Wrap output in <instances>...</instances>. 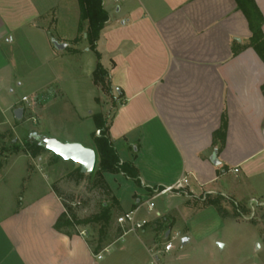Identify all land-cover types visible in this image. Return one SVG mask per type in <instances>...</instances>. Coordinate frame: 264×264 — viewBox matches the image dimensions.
I'll list each match as a JSON object with an SVG mask.
<instances>
[{
  "label": "crops",
  "instance_id": "0c3cea01",
  "mask_svg": "<svg viewBox=\"0 0 264 264\" xmlns=\"http://www.w3.org/2000/svg\"><path fill=\"white\" fill-rule=\"evenodd\" d=\"M254 1L264 17V0ZM103 6L109 19L96 49L109 70L115 100L109 134L121 161L138 168L139 182L123 173H107L105 179L124 177L146 193L143 197L134 190L127 206L108 182L120 202L116 212L134 209L154 188L185 174L191 175L197 194L238 195L253 180L262 187L264 60L253 47H245L251 30L237 1L103 0ZM86 28L80 29L78 0H0V99L6 90L13 91L12 84L43 78L45 82L31 94L53 99L45 101L43 134L94 147L92 139L62 138L60 125L53 122L60 114L53 107L55 99L63 95L59 81L76 78L70 67L88 75L95 87L90 93L93 102L98 104L103 93L93 80L98 58L89 48ZM56 42L66 46L59 48ZM236 49L240 51L234 54ZM65 54L88 57L73 65L64 60ZM20 107L24 116L28 110L22 101L3 108L13 110L14 120L3 128L5 120L0 117V131L18 126L21 119L15 110ZM97 112L101 111L90 104L81 116L91 120L92 134ZM224 123V139L216 141L214 135ZM7 160L0 169L22 171L16 175L9 203L3 204L6 192L0 187V264H209L204 256L184 254L191 237L185 224L179 227L185 233L176 230L174 212H192L188 198L167 194L162 210L157 203L152 210L143 206L139 217L148 220L144 228L122 232L94 253L86 235H68L56 228L64 206L52 188V176L43 177L37 169L30 173L27 154ZM6 174H0V184ZM39 176L44 178L42 189L36 187ZM230 177L237 178L235 186L224 181ZM177 197L183 199L176 201ZM116 226L121 227L117 222ZM175 231L183 234L181 242L165 251L159 245L178 234Z\"/></svg>",
  "mask_w": 264,
  "mask_h": 264
},
{
  "label": "rangeland",
  "instance_id": "374dc122",
  "mask_svg": "<svg viewBox=\"0 0 264 264\" xmlns=\"http://www.w3.org/2000/svg\"><path fill=\"white\" fill-rule=\"evenodd\" d=\"M79 57L65 54L64 60L68 63L69 61L74 62L73 65H79L87 59L88 54ZM90 57L97 62L93 54ZM69 70L75 72L76 75L74 76L76 78L59 81L63 95L58 94L57 99H55V105L53 107L54 109H58L60 114L57 119H53V122L55 125H60L61 133L59 136L62 138L72 136L83 142H88L87 140L92 139L93 146V136L91 133L93 131V124L90 119L81 120V116L86 113L88 106L92 104L110 119L114 112V94L100 92L101 97L99 98V103L93 102L90 93L95 90V87L90 84L88 75L77 71L75 67H70ZM30 81L33 82H24L20 86L12 84L10 88L13 91L11 92L8 89L1 95L0 117L2 120H5V125L2 126L3 128L5 126L7 127L9 120H14L13 110L9 109L7 112H4L2 111L3 108L12 102L15 104L21 101L24 95L29 96L33 94L36 88L43 84L42 82H45L43 78L40 79L38 77L30 79ZM47 99L49 102L53 100L48 97ZM48 100L44 98L38 110L36 108L35 112L28 111L22 117L21 121L16 120L18 126L15 128L9 126L10 130L5 129L0 131V164L3 165L6 163L9 156L27 154L28 170L30 173L34 172V169H37L36 173H39L43 177H46L44 175L50 174L52 176V182H56L57 187L62 191L60 199H65L73 206L76 215L84 219L100 210L101 201L110 199L109 195H106L100 187L94 185V179L97 176L98 161L94 172L86 174L82 182L77 184L68 179L67 174L70 170L77 167L78 164L71 160H63L46 149L42 150L36 156L23 150V146L27 140L34 142V136H42L44 133L41 130L43 123L41 121V115L44 112L45 101L47 102ZM35 114L37 118L33 120L32 117ZM15 144L21 146V150L14 152ZM9 171L4 168L0 169L1 175L9 173L8 175L6 174V180H3L0 184V187L4 188L6 192L2 201L3 204H5L4 201L9 203L7 201H10L11 193L16 189V175L22 169L16 167ZM40 178L41 176L38 178V185L36 187L42 189L45 187V184L40 181L42 179ZM43 179L42 181H44ZM224 181L229 183V187L235 186L236 183L234 181H237V178L230 177L229 179H224ZM108 182L118 197L127 206L130 204L131 195L134 190L139 191L141 194L143 193V197L146 196V193L137 186L136 182L127 180L124 177L109 176ZM26 185L28 186V184ZM242 192L238 195H231L229 193L221 194L220 191L201 194L194 192L189 196L184 192L175 194L176 196L188 198L192 205V212L189 211V215L174 212V220L177 224L176 226H178L176 230L185 233L181 230L182 228H179L185 224L191 237V241L187 244L184 254L187 253L189 257L204 256L208 259L209 264H264V183L260 187V185H256V180H253L250 186L246 185L243 188ZM153 195L154 192L152 191L149 194V198ZM207 195L210 199H219L220 211L212 205L202 208V201L200 199ZM194 197H197L198 200ZM182 199V197H177L175 200L179 201ZM154 201L157 203V209L162 210L165 206L166 195L159 196ZM179 206L182 208L181 204ZM120 214V212H116V216ZM78 229L80 232H84L83 234L86 235L88 240H91L93 234L97 236L89 226H78ZM178 231H175V233H178V237L175 236L176 234H174L176 238L169 236L170 238L163 239L159 246L164 248L168 241L173 240L178 247L182 239L181 236L183 235ZM115 235L114 228L111 231V236Z\"/></svg>",
  "mask_w": 264,
  "mask_h": 264
},
{
  "label": "trees",
  "instance_id": "16d2710c",
  "mask_svg": "<svg viewBox=\"0 0 264 264\" xmlns=\"http://www.w3.org/2000/svg\"><path fill=\"white\" fill-rule=\"evenodd\" d=\"M236 1L238 8L246 15L251 30L249 44L245 47H253L264 60V17L254 0ZM78 2L80 6V29L86 25V39L89 43V48L96 53L98 58L96 68L93 72L94 83L103 93H111L112 84L109 79V70L100 62V53L96 49L101 31L109 19L108 11L103 6V0H78ZM239 51L240 49L234 50V54ZM93 119L96 129L100 130L99 135H97L96 132L92 134L98 161L96 170L97 176L94 179V185L100 187L106 195H109L110 199L101 201L100 210L84 219L79 218L76 215L73 206L63 199L62 204L64 206V212L58 218L56 228L68 235H72L73 233L80 232L78 226H89L97 236L93 234L91 240H87V242L92 251L98 253L110 245L114 238L120 236L123 232L121 227L115 225L116 211L120 207V202L117 197L113 196L111 187L105 179V174L123 173L125 176L139 182V170L133 162L121 161L117 148L109 134L111 118L108 119L102 112H97L93 115ZM225 131L226 123H224L215 133L214 137L216 138V141L218 138H220V140L224 139ZM42 136H34V142L27 140L23 146V150L30 152L33 156H36L42 150H45L46 148H44L40 140ZM19 150H21V146L15 144L13 151L17 152ZM85 176L86 174L81 171L79 165L70 170L67 174V178L77 184L82 182ZM52 188L61 198L62 191L57 187L56 182L53 183ZM194 198L198 200L197 197ZM200 200L202 201V208L212 205L215 206L218 211L221 209L219 199H210L207 195ZM114 228L116 235L111 236V231L114 230Z\"/></svg>",
  "mask_w": 264,
  "mask_h": 264
},
{
  "label": "built area",
  "instance_id": "2783aa9c",
  "mask_svg": "<svg viewBox=\"0 0 264 264\" xmlns=\"http://www.w3.org/2000/svg\"><path fill=\"white\" fill-rule=\"evenodd\" d=\"M1 83L2 80L0 78V84ZM44 98V95L39 94L31 96L25 95L21 98V101L24 103L25 109L31 112H35L36 108L40 106V103L43 101ZM36 118V114L33 115L32 119L36 120ZM96 134L99 135L100 130H96ZM235 171H237V169H235ZM153 192L154 195L148 198L145 202L140 203L134 209L117 216L116 222L121 226L124 234L136 232L137 230H140L145 227V225L148 223V220L145 218H140L139 212L143 206H146L150 210L154 209L156 205L154 201L155 198L167 194H179L184 192L189 196L191 193H194V190L191 188V175L185 174L180 179L176 180L170 185L154 188ZM80 233L83 234L84 232ZM175 236L178 237V234H176ZM173 247V240H170L165 244L164 250L170 251ZM156 260L157 259H154V263L156 262Z\"/></svg>",
  "mask_w": 264,
  "mask_h": 264
},
{
  "label": "water",
  "instance_id": "95a60500",
  "mask_svg": "<svg viewBox=\"0 0 264 264\" xmlns=\"http://www.w3.org/2000/svg\"><path fill=\"white\" fill-rule=\"evenodd\" d=\"M59 48H64L66 44L56 42ZM23 109L17 108L15 110V117L22 119ZM42 145L47 150L53 152L55 155L60 156L64 160H71L81 167V171L85 174H90L94 171L97 163V151L94 147L86 146L77 141H62L53 136L44 135L40 138ZM219 164V161H215ZM188 238H184L182 243H186Z\"/></svg>",
  "mask_w": 264,
  "mask_h": 264
}]
</instances>
